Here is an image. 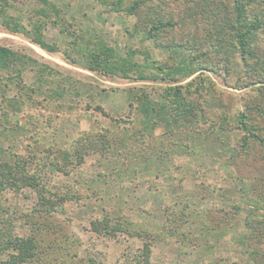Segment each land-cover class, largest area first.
I'll list each match as a JSON object with an SVG mask.
<instances>
[{
  "label": "rangeland",
  "instance_id": "374dc122",
  "mask_svg": "<svg viewBox=\"0 0 264 264\" xmlns=\"http://www.w3.org/2000/svg\"><path fill=\"white\" fill-rule=\"evenodd\" d=\"M35 1L15 0V10H10V14L26 24L29 11L36 6ZM49 1L66 13L69 24L66 33L60 31L59 24H48L45 28V38L48 44L57 47V52H45L22 36L7 33L0 27V45L26 53L39 65L48 66L44 83L37 84V75L23 69L22 89L9 84L4 99L0 92V162H9L13 156L27 160L26 174L35 175L40 186L51 196L57 195L53 202L58 199L63 202L64 214H58L57 218L80 240L79 258L87 259L89 253L97 264H124V254L136 253L141 246L139 239L129 237L125 230L147 232L152 238L173 221L182 232H194L198 225L188 223L186 215L215 208L228 212H219L216 216L222 217L227 235L222 238L207 234L204 240L212 243L217 256L230 258L227 262L243 263L237 258L240 246L231 240L246 230L247 217L252 223L263 220L264 203L259 210L246 207L239 184L235 187L238 181L234 177H242L247 185L256 184L264 195V162L260 160L258 149L254 148L249 156H242L239 171L227 167L229 149L238 152L239 139L243 135L234 119H229V126L212 137L208 136L204 124L188 129L193 136L201 131L205 137L203 142L191 145V148H198L195 154H176L175 147L171 146L172 143L177 147L182 143L191 144L184 133L169 136L164 134L162 126L152 135L144 132L137 103L131 97L137 95L141 86H147L146 90L156 97L161 86L134 80L137 78L135 69H129L124 78L119 72L102 74L84 68L89 65V55L96 52L101 43L114 48L117 69L122 64L119 59L127 58L130 52H133V61L139 62L146 53L162 61L166 57L149 42L129 36L134 17L113 13L97 0ZM168 5L170 9L179 8ZM6 76L0 74V88ZM239 76H245L240 67L229 76H212L229 106V118L241 111L244 103L245 90L231 87L240 82L237 81ZM12 80L18 81L17 78ZM72 85L76 89H71ZM59 86L64 87L63 91L67 89L63 98L52 95L53 90L61 92L57 89ZM129 89H132L130 93ZM11 99L15 101L13 108L8 104ZM101 134H105L111 144L124 138L126 146L112 145L102 153L81 151L84 154L82 163L77 164L78 159L74 158L70 165L67 161L69 172L66 174L54 163L58 158L59 165L64 164L63 151H71L79 137L91 135L96 139ZM162 145L168 148L165 154L160 151ZM152 151L156 153L153 158L148 154ZM199 183V195H196L194 184ZM208 187L214 194L207 193ZM65 194L73 197L62 201L61 196ZM3 199L6 207L25 212L36 201V194L23 187L18 194L7 193ZM235 205L242 209L233 212ZM102 218H108L111 224L120 222L124 231L113 238L94 235L90 232V223ZM124 221L130 225L121 223ZM185 221L187 223L182 225ZM257 228L260 230L259 226ZM162 236L151 244L154 264H205L201 258L205 255L199 252L197 255L189 243ZM244 243L245 248L254 245L252 241Z\"/></svg>",
  "mask_w": 264,
  "mask_h": 264
},
{
  "label": "trees",
  "instance_id": "16d2710c",
  "mask_svg": "<svg viewBox=\"0 0 264 264\" xmlns=\"http://www.w3.org/2000/svg\"><path fill=\"white\" fill-rule=\"evenodd\" d=\"M97 1L113 13L134 17L136 20L129 36L149 42L166 57L162 61L149 53L144 57L143 53L144 59L139 62L133 61V52H130L126 54L127 58L119 59L122 64L117 69L115 61L118 58H114V48L101 43L96 52L89 55V65L84 68L102 74L119 72L124 78H127L129 69H135L137 78L134 80L161 86L156 97L146 90L147 86H141L137 95L131 97L137 103L144 132L152 135L155 129L162 126L164 134L169 136L184 133L192 141L191 144L182 143L177 147V144L172 143L171 146L175 147L176 154H195L198 148H191V145L193 142L196 145L203 142L205 137L201 131H196L193 136L188 129L204 124L207 126L208 136L212 137L229 126V119H234L243 135L239 139V151L229 149L227 167L239 171V160L242 156H249L254 148L258 149L260 160L264 162V0ZM14 2L15 0H0V27L7 33L22 36L45 52H57L56 46L48 44L44 31L48 24H59L60 31L66 33L69 26L66 13L49 0H36V6L32 12L29 11L24 24L10 14V10H15ZM168 4L179 8L170 9ZM47 67L39 65L35 58L26 53L0 45V74L7 75L0 88L2 99L8 92L9 84L22 89L21 75L26 69L37 75V84L44 83ZM238 67L245 72V76H239L237 81L240 82L231 87L245 90L244 103L242 110L229 118V106L212 76L232 75ZM16 78L18 81L12 80ZM59 88L61 92L53 90V97L66 96L67 89L63 91L64 87L59 86L57 89ZM71 89H76V86L72 85ZM27 90L34 92V89ZM131 90L129 89V93ZM8 102L13 108L15 101L11 99ZM215 112L217 114H212ZM99 137H79L71 151H63L64 164L59 165L58 158L54 159V163L66 174L73 158L78 159L77 164L82 163L84 154L81 151L102 153V150H108L112 145L126 146L124 138L111 144L105 134ZM160 151L165 154L168 148L162 145ZM148 154L152 158L156 155L153 151ZM11 161L0 162V264H97L92 254H86L87 259L79 258L80 240L68 232L65 223L57 218L58 214H64L61 206L63 202L59 199L56 203L53 202L57 195L51 196L45 187L40 186L35 175L26 174L27 160L13 156ZM67 161L70 162L69 165L66 164ZM234 180L238 181L235 182V187L239 184L245 206L259 210L264 203L263 192L257 189L256 184H245V179L238 175ZM200 186V183L194 184L193 192L196 195H199ZM23 187L30 188L36 194V201L30 210L23 212L19 208L12 210L6 207L3 204L4 195L18 194ZM208 189L209 187L207 193L214 194V191ZM67 195L61 196L62 201L73 197ZM241 209L239 205L232 207L233 212ZM219 212L228 213L223 209L209 208L201 214H187L188 223L198 225L194 232H182L181 227L173 221L152 238L146 231L141 234L125 230L129 237H137L141 246L136 253L124 254V264H154L151 261V244L162 235L192 245L197 255H205H201L205 264H264V215L263 220L257 223H252L249 217L245 219L247 231L231 240L240 246L237 258L243 263L237 260L231 263L227 262L230 258L217 256L212 243L204 240L207 234H216L222 238L227 235L222 217H216ZM121 223L130 225L126 221ZM186 223L187 221L182 225ZM90 226V232L96 236L113 238L124 231L120 222L111 224L108 218L96 219ZM244 241H252L254 245L245 248Z\"/></svg>",
  "mask_w": 264,
  "mask_h": 264
}]
</instances>
